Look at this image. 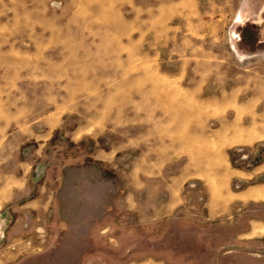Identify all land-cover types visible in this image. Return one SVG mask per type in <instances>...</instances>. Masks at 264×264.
Here are the masks:
<instances>
[{
	"label": "rangeland",
	"instance_id": "rangeland-1",
	"mask_svg": "<svg viewBox=\"0 0 264 264\" xmlns=\"http://www.w3.org/2000/svg\"><path fill=\"white\" fill-rule=\"evenodd\" d=\"M263 159L264 0H0V264H106L142 195ZM253 221L173 236L175 264H264Z\"/></svg>",
	"mask_w": 264,
	"mask_h": 264
},
{
	"label": "crops",
	"instance_id": "crops-1",
	"mask_svg": "<svg viewBox=\"0 0 264 264\" xmlns=\"http://www.w3.org/2000/svg\"><path fill=\"white\" fill-rule=\"evenodd\" d=\"M257 140L252 138L243 143ZM263 170L264 159L249 172L229 167L230 178L222 187L213 183L202 184L206 193L202 199L180 194L176 181H166V185L160 183L159 188L152 190L150 195L141 196L147 205L134 206L135 215L140 216L146 225L106 228V251L114 253L106 254V264H175L174 250L168 246L173 236L200 235L206 232L208 225L214 224L213 228H216L217 223L228 216L231 208L247 203H264V182L240 189L232 188L233 179H248ZM151 186H155L154 182ZM166 220L177 221L176 226L166 225ZM242 234H264V222L249 223ZM13 254L15 252L11 251L10 255Z\"/></svg>",
	"mask_w": 264,
	"mask_h": 264
}]
</instances>
